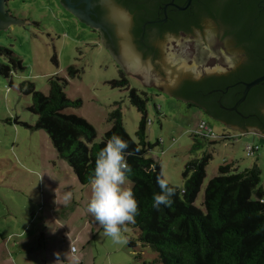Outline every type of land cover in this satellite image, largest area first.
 <instances>
[{
	"label": "rangeland",
	"instance_id": "rangeland-1",
	"mask_svg": "<svg viewBox=\"0 0 264 264\" xmlns=\"http://www.w3.org/2000/svg\"><path fill=\"white\" fill-rule=\"evenodd\" d=\"M8 10L13 18L29 23L0 29V47L11 49L24 67L8 78L0 74V239L7 227L19 233L23 227L29 228L6 245L10 249L14 244L10 251L28 256L46 247L48 253L63 256L65 264H77L75 258L88 247L85 264H143L157 260L150 247L143 248L137 241L139 231L131 224L121 231L119 242L103 235L102 226L86 210L91 185L79 183L47 131L37 127L38 117L29 110L31 97L20 90L23 83H33L37 91L49 95L50 79H65L66 96L81 104L64 113L84 118L95 128L96 138L91 146L102 143L112 128L110 114L118 108L128 135L137 142L142 114L131 104L130 95L134 89L139 94L146 92L150 97L147 141L160 142L149 156L158 161L171 185L183 186L187 163L211 156L195 201L202 210L206 187L225 162L232 163L237 172L257 163L264 187V136L232 131L196 107L146 89L132 73L124 74L128 84H122V68L116 60L99 45L90 28L57 0H18L10 3ZM0 63L11 65L6 56H0ZM72 65L80 71L75 77L68 73ZM201 121L207 123L217 139H195ZM225 134L233 138L219 142ZM196 144L200 148L194 149ZM249 144L260 147L254 157L246 155ZM131 186L127 179L123 187ZM66 194H70L67 201ZM78 233L79 242L73 243L76 254L72 253L69 240L73 241ZM129 239L135 241V248L129 247ZM137 256L141 260H136Z\"/></svg>",
	"mask_w": 264,
	"mask_h": 264
},
{
	"label": "trees",
	"instance_id": "trees-1",
	"mask_svg": "<svg viewBox=\"0 0 264 264\" xmlns=\"http://www.w3.org/2000/svg\"><path fill=\"white\" fill-rule=\"evenodd\" d=\"M188 12L182 15L179 26L173 31L191 33L194 29L201 30L205 20H211L223 32V38L245 54V60L233 72L205 79L196 85L206 89L205 93L213 87L226 91L232 86L220 100V107L232 108L244 94L245 87L238 82H251L264 75V1L193 0ZM0 56H6L11 64L0 63L1 75L8 78L16 70H24L21 60L11 49L0 47ZM79 72L76 66L68 68L72 77ZM120 73L121 83L128 84L124 74ZM67 84L65 79L53 77L49 95L37 91L34 84L28 82L21 84L20 90L31 97L29 110L38 117L37 127L47 131L59 156L69 162L83 186L90 185L89 177L96 156L110 137L115 134L127 141V151L131 153L125 157L131 169L127 179L132 183L138 214L134 222L126 223L122 230L128 224L138 229L137 241L157 255L156 261L143 264H264V187L257 163L240 172L233 169L232 163L221 165L219 175L206 187L202 210L195 201L206 178L211 156L194 159L185 166L183 186L177 187L172 204L162 205L157 210L152 206V197L160 191L157 177L164 175L158 161L149 156L151 150L160 144L159 141L155 144L147 141L150 97L135 89L130 95L131 104L142 114L137 142L128 135L121 108H118L110 114L112 128L102 143L91 146L96 138L95 128L84 118L64 113L69 107L81 104L66 96ZM179 92L184 98L190 95L187 86ZM239 113L247 117L243 121L245 128H257L264 133V83L252 88L237 111L232 112L235 116ZM206 115L211 114L206 112ZM230 139L223 135L219 142ZM195 148H200L199 144L194 145ZM128 244L130 248L136 247L133 239H129ZM136 260H141V256Z\"/></svg>",
	"mask_w": 264,
	"mask_h": 264
},
{
	"label": "flooded vegetation",
	"instance_id": "flooded-vegetation-1",
	"mask_svg": "<svg viewBox=\"0 0 264 264\" xmlns=\"http://www.w3.org/2000/svg\"><path fill=\"white\" fill-rule=\"evenodd\" d=\"M17 1L4 0V9L0 14L1 26L18 22L16 18H13L14 16L11 15L10 10H8V5ZM57 3L69 12L72 7L75 11L74 13L78 14L83 24L87 25L90 31L96 35L99 45L104 47L116 62L120 61L121 58L123 38L120 33V24L113 17V11L116 10L122 13L127 20L129 35L132 38L133 45L141 56H139L142 64L141 67L144 68L145 63L150 60L154 71H157L160 76L164 75L160 62L164 60V53H166L165 49L160 45L161 40L168 34L191 35L194 31L200 30L194 29L191 33L182 30L179 32L173 31L174 27L179 26L182 15L187 13L192 7L193 2L186 10L179 9V7L187 5V0H57ZM220 37L223 38V32ZM233 45L243 53L242 62L235 65L234 60L228 58L227 68H209L203 70V73L198 77L192 75L191 77L178 80L172 84L171 91H167V87L160 80H157L153 76L144 77L143 71H136L125 63V68H122L120 71L123 74L132 73L136 75L134 77L146 89L157 90L159 93L177 98L185 102L187 106L196 107L205 114L209 112L211 115L207 116L228 129L246 131L250 129V127L245 128V122H243L247 120V117L241 113L236 116L233 115L232 112L234 111L231 110L233 107L224 105L220 107V100L228 94L229 89L224 91L220 87H213L209 92L205 93L206 89H201L199 86L196 87L197 84L203 82L205 79L216 78L233 72L243 63L245 60L243 50L235 44ZM192 71L196 72V68H193ZM184 86H187L188 90H190V95L185 98L179 94V91Z\"/></svg>",
	"mask_w": 264,
	"mask_h": 264
},
{
	"label": "water",
	"instance_id": "water-1",
	"mask_svg": "<svg viewBox=\"0 0 264 264\" xmlns=\"http://www.w3.org/2000/svg\"><path fill=\"white\" fill-rule=\"evenodd\" d=\"M192 2L193 0H187V5L185 7H179V9L186 10L191 6ZM4 5V0H0V14L3 12ZM70 12L78 19H81L77 13H74L75 11L72 7ZM113 17L120 24V33L123 38V51L120 61H117V64L121 68H125L126 65L134 66L138 71H143L144 76L147 78L148 76H153L157 80H160L162 84H165L167 91H171L174 82L191 77L192 75L198 77L205 69L215 67L227 68L228 58L234 60L235 65L242 62L243 53L237 50L228 40L220 37L222 32L214 22L205 20L203 30H196L191 35L168 34L161 40L160 45H162L166 53H164V60L160 62L164 75L160 76L157 71H154L150 60L145 63L144 68L141 67V56L133 45L132 38L129 35L127 20L124 15L114 10ZM10 24L24 25L29 23L24 21L8 23L3 26L0 25V29H5ZM193 68H196V72L192 71ZM220 70L224 71L223 69ZM262 83H264V75L251 82L238 83L245 87L244 94L231 110L237 111L238 106L246 100L251 89ZM228 89L230 87L226 88V90ZM240 132H254L264 135L261 131L252 128Z\"/></svg>",
	"mask_w": 264,
	"mask_h": 264
},
{
	"label": "clouds",
	"instance_id": "clouds-1",
	"mask_svg": "<svg viewBox=\"0 0 264 264\" xmlns=\"http://www.w3.org/2000/svg\"><path fill=\"white\" fill-rule=\"evenodd\" d=\"M129 145L118 135H112L105 147L97 154L95 167L89 182L91 198L87 204V212L102 226L103 235L119 242L122 226L132 223L138 214V204L133 191L123 187L127 180V173L131 171L126 163ZM160 191L152 197L153 208L170 206L172 197L177 193V187L170 185L164 176L157 177ZM65 201L70 199L66 194Z\"/></svg>",
	"mask_w": 264,
	"mask_h": 264
},
{
	"label": "crops",
	"instance_id": "crops-1",
	"mask_svg": "<svg viewBox=\"0 0 264 264\" xmlns=\"http://www.w3.org/2000/svg\"><path fill=\"white\" fill-rule=\"evenodd\" d=\"M232 131H236V132H239L241 134L254 133V132L242 133L238 130H232ZM259 135H261V134H259ZM261 136H264V135H261ZM30 224H31V222H30ZM27 228L28 227H23V229H21V232L19 233V232L13 231V229H10L7 227L6 233H4L3 235L1 234L0 247L2 248V250H0V264H65L63 256L59 255L56 252H54L52 254L48 253L46 247H43L42 250L40 249L39 251H36V252L33 251V254H31V255L28 254V256H25L23 253L16 252V250L10 251L14 244L12 243L10 245V249H8L6 247V245L9 244L11 242V239H13L14 237H17L19 234H23ZM28 230H29V228H28ZM79 236H80V233L75 235V238L73 241L69 240L72 247H73L74 241H78ZM15 244H17V243H15ZM88 244H90V242H88L87 245ZM88 249H89V247L84 249V252L75 258L77 264H85L86 254H87L86 251ZM75 252H76V254L78 253L77 251H75ZM75 252H73V249H72V253H75Z\"/></svg>",
	"mask_w": 264,
	"mask_h": 264
},
{
	"label": "built area",
	"instance_id": "built-area-1",
	"mask_svg": "<svg viewBox=\"0 0 264 264\" xmlns=\"http://www.w3.org/2000/svg\"><path fill=\"white\" fill-rule=\"evenodd\" d=\"M194 134L197 136H201L203 138H206V139H217L215 132L209 128V126L207 125V123L205 121L200 122L199 127ZM225 135H227V134H225ZM228 136L231 139L233 138V136H230V135H228ZM259 151H260V147L256 144L255 145L249 144L246 146V155L248 157H254ZM72 249L74 252L76 251L74 246L72 247Z\"/></svg>",
	"mask_w": 264,
	"mask_h": 264
},
{
	"label": "bare ground",
	"instance_id": "bare-ground-1",
	"mask_svg": "<svg viewBox=\"0 0 264 264\" xmlns=\"http://www.w3.org/2000/svg\"><path fill=\"white\" fill-rule=\"evenodd\" d=\"M129 67L135 69L136 71H138L134 66H129Z\"/></svg>",
	"mask_w": 264,
	"mask_h": 264
}]
</instances>
